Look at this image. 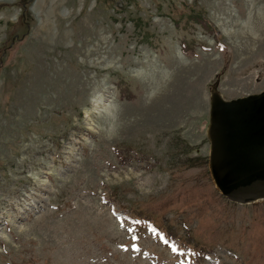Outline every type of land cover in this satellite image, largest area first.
<instances>
[{"label": "rangeland", "instance_id": "rangeland-1", "mask_svg": "<svg viewBox=\"0 0 264 264\" xmlns=\"http://www.w3.org/2000/svg\"><path fill=\"white\" fill-rule=\"evenodd\" d=\"M257 22L264 0H0V264H264V201L220 194L207 138L216 81L264 91Z\"/></svg>", "mask_w": 264, "mask_h": 264}, {"label": "water", "instance_id": "water-1", "mask_svg": "<svg viewBox=\"0 0 264 264\" xmlns=\"http://www.w3.org/2000/svg\"><path fill=\"white\" fill-rule=\"evenodd\" d=\"M218 81L210 91L208 165L218 191L229 201H264V92L224 100Z\"/></svg>", "mask_w": 264, "mask_h": 264}, {"label": "bare ground", "instance_id": "bare-ground-1", "mask_svg": "<svg viewBox=\"0 0 264 264\" xmlns=\"http://www.w3.org/2000/svg\"><path fill=\"white\" fill-rule=\"evenodd\" d=\"M252 29L254 31V33H252V34H257L258 36H262V33L264 32L263 22H257ZM252 34L240 33V40L242 41V45H241V48H238V47L235 48V50H234L235 56L242 57L243 55L248 56L249 53L250 54L254 53V51L252 50V46L255 42L259 41L260 39L254 37ZM243 42H244V44H243ZM256 53H257V51H256ZM209 56L201 57V59L195 63L189 64L187 66H182L178 70V72L181 75L183 73H186V74L192 73L193 71L196 70V67L192 66L193 64H196V66L199 67V69L202 71L207 70V69H209V71H211L210 67L212 64L215 63V61H214V59L209 58ZM172 64H174V63L170 64V62H169L168 67H172L173 66Z\"/></svg>", "mask_w": 264, "mask_h": 264}, {"label": "snow or ice", "instance_id": "snow-or-ice-1", "mask_svg": "<svg viewBox=\"0 0 264 264\" xmlns=\"http://www.w3.org/2000/svg\"><path fill=\"white\" fill-rule=\"evenodd\" d=\"M175 251V249H173Z\"/></svg>", "mask_w": 264, "mask_h": 264}]
</instances>
